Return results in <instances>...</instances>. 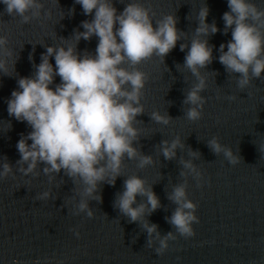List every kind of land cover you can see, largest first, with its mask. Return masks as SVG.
Listing matches in <instances>:
<instances>
[{"label": "water", "instance_id": "water-1", "mask_svg": "<svg viewBox=\"0 0 264 264\" xmlns=\"http://www.w3.org/2000/svg\"><path fill=\"white\" fill-rule=\"evenodd\" d=\"M39 2L41 14L28 23L6 13L0 4V35L5 36V48L12 53L0 57L5 60L0 72V162L6 159L12 167V172L0 179V264H264V71L245 89H239V74H229L219 63L217 48L231 39L230 29L223 33L221 19L228 11L227 0H137L149 9L153 27L155 20L172 14L181 39L163 60L153 56L136 65L145 74V86L140 98L144 112L134 121L139 138L133 146L152 156L153 165L141 169L136 160L124 158L115 183L98 184L94 195L99 194L100 201L87 200L91 218L76 210L82 185L74 184L63 171L51 182L41 172L43 164L27 176L17 171L16 143L31 129L8 115L6 101L18 78L34 74V65L39 64L46 47L74 44L73 31H83L81 21L92 19L74 0ZM129 2L112 0L117 14ZM250 2L264 9V0ZM203 6L208 8L205 22H214L218 31L206 37L213 50L211 63L200 70L205 78L201 116L189 121L184 99L196 79L183 67L188 48L181 51L180 44L190 42ZM97 39L95 35L87 41L80 39L75 52L94 55ZM49 63L55 67L51 57ZM59 82L57 76L50 87ZM153 111L167 115L169 124L155 123L150 118ZM177 137L183 147L176 149L173 159L165 160L159 152L160 142ZM212 137L232 150L234 164L210 150L207 141ZM190 150L198 152L195 158L189 155ZM189 159L200 172L199 178L180 163ZM134 174L151 187L160 203L155 211L146 212L143 220L155 224L160 237L175 236L160 254L155 252L158 241L147 245L142 221L129 222L113 207L123 191V181ZM181 183L187 199L196 205L197 222L192 224L191 237L180 236L167 219L176 207L168 197ZM43 191L50 192L49 198L37 199ZM144 199L136 198L138 204Z\"/></svg>", "mask_w": 264, "mask_h": 264}, {"label": "clouds", "instance_id": "clouds-1", "mask_svg": "<svg viewBox=\"0 0 264 264\" xmlns=\"http://www.w3.org/2000/svg\"><path fill=\"white\" fill-rule=\"evenodd\" d=\"M74 3L81 6L85 16L91 14L92 19L81 21L83 31H73L74 44L46 47L39 64L34 65V74L17 79V87L6 101V110L10 117L25 122L31 129L16 143L17 171L27 176L43 164L41 172L50 182L55 174L63 171L74 184L82 185L76 210L91 218L93 212L88 209L87 200L100 201V195H94L98 184L113 185L121 174L124 158L136 160L141 169L154 163L152 156L141 154L133 146L139 138L134 121L144 112L140 98L145 86V74L136 65L153 56L163 60L182 33L177 31L172 14L155 20L153 27L149 9L137 0H131L119 14L112 0H74ZM0 4L4 5L6 13L19 17L23 23L38 17L43 8L39 0H0ZM227 8L221 19L223 33L230 29L231 39L226 45H219L217 59L229 74H239L236 86L245 89L251 79L260 78L264 71V9H258L250 0H227ZM71 12L70 9V15ZM207 15L206 6L199 9V23L190 42L180 44L181 51L188 48L183 67L196 79L184 99L189 121L201 116L205 100L200 93L205 88V78L200 70L211 63L213 50L206 37L218 31L214 22H205ZM93 35L98 38L95 54L78 55L76 42L87 41ZM6 44L5 36L0 35V57L12 56ZM50 57L55 67L49 63ZM4 68L5 60L0 59V72ZM57 76L60 82L50 87ZM150 118L161 125L170 122L167 115L158 111L151 112ZM207 145L213 153H222L229 164L235 163L232 150L222 146L216 137L209 139ZM181 147L183 144L178 137L162 140L159 152L165 160H171ZM197 153L190 150L189 155L195 158ZM180 163L194 178L200 177L191 159ZM11 172L6 159L0 162V179ZM49 196V191H43L37 199L46 200ZM137 196L145 198L144 202L138 204ZM168 198L176 205L168 222L180 236L191 237L192 224L197 222L196 205L187 199L185 184L173 187ZM113 207L129 222L142 221L141 226L148 234L147 245L151 247L154 239L158 241L157 254L167 248L169 240L175 239L172 233L160 237L156 225L143 220L146 212L155 211L160 203L151 187L138 175L127 176L123 181V191L114 200ZM74 235L78 237L79 233Z\"/></svg>", "mask_w": 264, "mask_h": 264}]
</instances>
